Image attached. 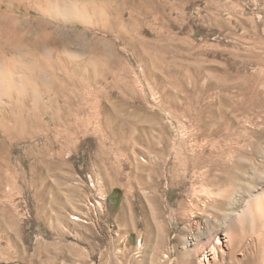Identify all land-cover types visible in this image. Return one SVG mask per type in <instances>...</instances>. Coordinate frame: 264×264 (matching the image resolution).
Listing matches in <instances>:
<instances>
[{
    "label": "rangeland",
    "instance_id": "rangeland-1",
    "mask_svg": "<svg viewBox=\"0 0 264 264\" xmlns=\"http://www.w3.org/2000/svg\"><path fill=\"white\" fill-rule=\"evenodd\" d=\"M0 5V264H264V0Z\"/></svg>",
    "mask_w": 264,
    "mask_h": 264
},
{
    "label": "bare ground",
    "instance_id": "bare-ground-1",
    "mask_svg": "<svg viewBox=\"0 0 264 264\" xmlns=\"http://www.w3.org/2000/svg\"><path fill=\"white\" fill-rule=\"evenodd\" d=\"M75 2H77V1H75ZM0 53L2 54L0 56V66L1 65L7 66L8 62L5 58V52L4 53L0 52ZM5 64H7V65H5ZM5 82H6V79L4 78V76L0 75V84H2V83L5 84ZM7 88H9V87L5 85L3 87V89H1V92L8 91L9 89H7ZM178 153H179V151H178ZM191 163L194 165H197V167L199 165V163L197 161L192 160ZM205 173H207V171ZM88 183L90 184V187H92L94 185L93 179L88 177ZM95 197H101L97 190H95ZM87 201H88V198H86L85 206L87 205ZM242 210H243L242 212L244 215H246V214L249 215L248 212L251 210V208L249 207V205H245V207ZM73 219H76L74 221L81 222V220L78 217H73ZM188 240L189 241H187V243H184L185 249L186 248L189 249L188 252H189V255L191 256L190 258H191V260L195 261L196 264H216L218 262L219 255L221 257V262H222V261H224L225 255L231 256V253L233 252V249L235 247V244H232L233 243V236L231 235V233L228 230H226V228L222 232L217 231L211 235H208L203 240L202 239H194V238H193V240L188 238ZM223 249H226L229 253L225 254L223 252ZM164 257L167 258V256H164Z\"/></svg>",
    "mask_w": 264,
    "mask_h": 264
},
{
    "label": "built area",
    "instance_id": "built-area-1",
    "mask_svg": "<svg viewBox=\"0 0 264 264\" xmlns=\"http://www.w3.org/2000/svg\"><path fill=\"white\" fill-rule=\"evenodd\" d=\"M87 177H91V175L87 174L84 179H86ZM86 190H89V197L87 205L83 207L85 212L84 222H90L91 225L95 223L101 216L104 210V208L101 207V200L105 199V197H95V190H100L99 183L97 185H93L90 188H86Z\"/></svg>",
    "mask_w": 264,
    "mask_h": 264
}]
</instances>
